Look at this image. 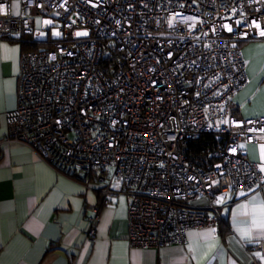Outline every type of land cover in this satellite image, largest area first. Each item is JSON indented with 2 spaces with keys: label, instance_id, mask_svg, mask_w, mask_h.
<instances>
[{
  "label": "built area",
  "instance_id": "2783aa9c",
  "mask_svg": "<svg viewBox=\"0 0 264 264\" xmlns=\"http://www.w3.org/2000/svg\"><path fill=\"white\" fill-rule=\"evenodd\" d=\"M0 8V37L45 43L24 54L4 141L99 186L87 207L90 241L111 195L129 198V243L157 247L219 220L218 194L264 187L240 148L264 142V115L240 117L230 104L249 81L241 43L264 38V0H0ZM199 197L208 207L194 205ZM249 248L264 251V240Z\"/></svg>",
  "mask_w": 264,
  "mask_h": 264
},
{
  "label": "crops",
  "instance_id": "0c3cea01",
  "mask_svg": "<svg viewBox=\"0 0 264 264\" xmlns=\"http://www.w3.org/2000/svg\"><path fill=\"white\" fill-rule=\"evenodd\" d=\"M26 39L0 37V264H251L254 257L264 264V251L249 248L264 240V227H257L264 225V187L248 196L218 194L219 220L189 229L186 242L157 247L129 243V198L111 195L90 241L87 207L99 201V186L57 171L28 145L4 141L10 135L5 115L19 105L23 57L32 49ZM241 46L249 81L230 104L240 117L264 115V38ZM240 148L264 173V142H241ZM209 203L206 197L194 201L203 208Z\"/></svg>",
  "mask_w": 264,
  "mask_h": 264
},
{
  "label": "rangeland",
  "instance_id": "374dc122",
  "mask_svg": "<svg viewBox=\"0 0 264 264\" xmlns=\"http://www.w3.org/2000/svg\"><path fill=\"white\" fill-rule=\"evenodd\" d=\"M36 28H37V29H40V24H39V23H37ZM79 32H83V31H79ZM51 33H52L53 37L58 38L59 35L56 34V33H59L57 27H54V28L52 29ZM45 36H46V33L43 32V33L41 34V38H42V39H46ZM222 200H223V196L218 195V197H217V203L220 204Z\"/></svg>",
  "mask_w": 264,
  "mask_h": 264
},
{
  "label": "trees",
  "instance_id": "16d2710c",
  "mask_svg": "<svg viewBox=\"0 0 264 264\" xmlns=\"http://www.w3.org/2000/svg\"><path fill=\"white\" fill-rule=\"evenodd\" d=\"M26 37H28V39H26V40H24V42L27 44L28 43V46L30 47V48H32V49H35V50H37V49H40L41 47H43V46H45L44 44V42H37V43H32V41H31V37L30 36H26Z\"/></svg>",
  "mask_w": 264,
  "mask_h": 264
},
{
  "label": "snow or ice",
  "instance_id": "6c2138e0",
  "mask_svg": "<svg viewBox=\"0 0 264 264\" xmlns=\"http://www.w3.org/2000/svg\"><path fill=\"white\" fill-rule=\"evenodd\" d=\"M2 11H3V9L0 8V12H2ZM48 23H50V21H48ZM256 26L259 27L258 24ZM56 34L59 35V33H56ZM77 35H87V33L86 32H78ZM261 35H264V32H261ZM262 131H264V129H262ZM257 227H264V225H257ZM245 235L250 237L251 232H247V233H245ZM257 255H259V253ZM261 258L264 259V256H262Z\"/></svg>",
  "mask_w": 264,
  "mask_h": 264
},
{
  "label": "bare ground",
  "instance_id": "6f19581e",
  "mask_svg": "<svg viewBox=\"0 0 264 264\" xmlns=\"http://www.w3.org/2000/svg\"><path fill=\"white\" fill-rule=\"evenodd\" d=\"M261 263V262H260Z\"/></svg>",
  "mask_w": 264,
  "mask_h": 264
}]
</instances>
